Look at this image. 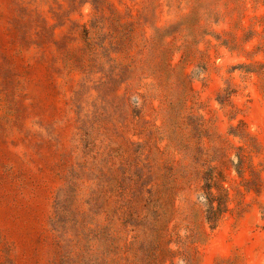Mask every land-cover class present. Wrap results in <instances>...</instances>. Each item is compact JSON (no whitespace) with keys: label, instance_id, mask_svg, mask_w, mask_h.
<instances>
[{"label":"rangeland","instance_id":"1","mask_svg":"<svg viewBox=\"0 0 264 264\" xmlns=\"http://www.w3.org/2000/svg\"><path fill=\"white\" fill-rule=\"evenodd\" d=\"M0 264H264V0H0Z\"/></svg>","mask_w":264,"mask_h":264},{"label":"trees","instance_id":"2","mask_svg":"<svg viewBox=\"0 0 264 264\" xmlns=\"http://www.w3.org/2000/svg\"><path fill=\"white\" fill-rule=\"evenodd\" d=\"M85 136H88V131H83ZM84 140V139H83ZM87 148V146H85ZM97 149L95 143H91V150L89 153H84L82 157L92 158L91 164L86 161L79 163L77 168L71 171L69 179L67 180L65 188L61 189L59 194L56 197L55 201V215L53 218V228L59 233L66 253H71L69 249H73L71 238L72 235H81L83 237H88L92 235L94 238H102L103 231L102 228L99 230H93L90 227L86 228L89 223L94 219L96 221V216L100 214L102 209V199L103 192L101 187V177L102 170L99 168V161L103 157L102 153L95 152L100 151ZM97 163V164H94ZM90 173L93 181H97L96 188L92 189L90 196L84 201V205L79 209L75 206V202L78 197V184L82 179V174ZM211 212H215L214 208H211ZM83 225L81 229L79 226Z\"/></svg>","mask_w":264,"mask_h":264}]
</instances>
